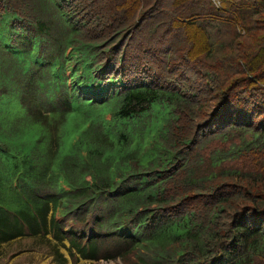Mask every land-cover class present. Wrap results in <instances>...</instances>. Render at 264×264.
<instances>
[{"label":"trees","instance_id":"trees-1","mask_svg":"<svg viewBox=\"0 0 264 264\" xmlns=\"http://www.w3.org/2000/svg\"><path fill=\"white\" fill-rule=\"evenodd\" d=\"M0 21L25 116L0 117V256L264 264V0H0Z\"/></svg>","mask_w":264,"mask_h":264},{"label":"rangeland","instance_id":"rangeland-1","mask_svg":"<svg viewBox=\"0 0 264 264\" xmlns=\"http://www.w3.org/2000/svg\"><path fill=\"white\" fill-rule=\"evenodd\" d=\"M10 17L5 15V19L8 20ZM7 29V24L5 21H0V35L5 34ZM4 78V70L0 63V84L2 79ZM200 111V116L205 117L207 114L216 107L215 102L212 103V106H209V103L206 101H202L198 103ZM214 107V108H213ZM223 111V108H222ZM22 114V118L24 119V113L22 112V107L18 101L16 93L13 92L11 96H8V91H0V117L2 116H17ZM211 127H213V122L209 123ZM240 140V139H239ZM238 140V141H239ZM217 142H214L216 145ZM211 147L208 145V148ZM207 148V149H208ZM250 156H242L237 160H229L226 161V165H230L236 168H240L246 171L253 170L257 167L254 163V159ZM23 244H20L17 240H14L10 243H3V253L0 256V264H54L52 255L49 254L44 249H41L38 244H35L34 249H29V244L31 243V239H23ZM68 244V241H66ZM62 251L69 258V264H76L73 259H70L69 253L65 247H62ZM78 264H130V262L123 260L121 257L112 258V259H89V258H79ZM261 264V263H257Z\"/></svg>","mask_w":264,"mask_h":264}]
</instances>
